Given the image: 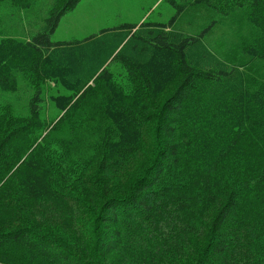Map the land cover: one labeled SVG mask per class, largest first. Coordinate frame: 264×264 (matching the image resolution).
<instances>
[{
	"label": "trees",
	"instance_id": "1",
	"mask_svg": "<svg viewBox=\"0 0 264 264\" xmlns=\"http://www.w3.org/2000/svg\"><path fill=\"white\" fill-rule=\"evenodd\" d=\"M14 1L20 8H29L34 0ZM80 1L57 0L41 29L29 37L0 36V93L8 98L5 104L0 102V110L15 121L13 125L19 120L40 126L32 132L30 143L21 146L24 152H30L16 160L8 173L18 177L17 183L28 199L48 203L56 212L68 211L67 194L51 184L53 166L35 151L38 139L48 142L54 132V122L50 125L51 121L46 120L63 119L91 84H101L105 96L99 106L115 130V136L106 138L104 145L107 156L116 158L137 145L149 122V118L139 120L128 108V92L120 85L123 71L117 70L134 71L142 77L148 96L135 91L133 105L146 114L153 111L157 99L170 85L178 83L161 107L164 118L166 115V125L161 130L167 148L162 154L172 160L182 154L201 173H210L209 180L215 187L232 183L241 193L239 201H226L221 216L213 223L216 237L212 264H231L228 251L235 242L227 227L231 210L224 212L226 204L233 202L236 207L238 202H248L253 217L264 224V81L254 85L249 77L250 64L259 69L264 65V0H167L176 7L168 21L123 22L83 39L54 41L51 36L62 17ZM183 12L190 13L186 19L194 26L190 32L179 24ZM238 20L243 29L231 33L230 28ZM215 28L226 30L221 34L227 41L221 52L205 44V34ZM238 49L239 55L234 53ZM226 57L233 62L229 64ZM183 88L191 89L184 97L180 94ZM17 98L24 102L18 110L24 112L23 117L15 108ZM94 106L83 107L81 119L75 121L86 133L80 138L84 143L96 142L102 136ZM47 107L56 112L49 113ZM65 139L68 138H61ZM75 140L78 144L79 138ZM158 153L161 154L159 149ZM21 154L16 151L15 157ZM155 161L151 168L158 164ZM148 170L135 185L138 196L132 198L144 212L153 204L151 193L164 183L165 175L163 165H157L150 179ZM110 186L107 178L101 194H87L96 213L94 223L104 236L98 251L105 257L123 244L120 207L126 197L112 195ZM58 241V236H33L27 227L7 228L0 220V264H16L14 259L26 264H73L68 248ZM79 246L85 256L87 250L91 251L84 240H79Z\"/></svg>",
	"mask_w": 264,
	"mask_h": 264
},
{
	"label": "rangeland",
	"instance_id": "2",
	"mask_svg": "<svg viewBox=\"0 0 264 264\" xmlns=\"http://www.w3.org/2000/svg\"><path fill=\"white\" fill-rule=\"evenodd\" d=\"M56 3L57 0H34L29 8H20L14 0H0V36L29 37L38 32ZM175 13L176 7L167 0H81L77 7L66 12L51 37L54 41L83 39L102 28L123 22L168 21ZM187 14L190 13L183 12L179 16V24L184 31L190 32L194 26L186 21ZM239 26L240 20L230 28L231 33L241 31L243 26ZM199 27L201 25L198 26L201 30ZM224 31L215 28L205 34V44L210 50L221 52V47H226L227 41L221 37ZM234 53L239 55L240 50ZM227 61L229 64L233 62L229 58ZM120 70L123 71L120 85L128 92V108L139 120L149 118L135 147L116 158L107 156L104 144L106 138L115 136V130L99 106L105 96L101 84H91L87 94L76 100L74 107L68 108L63 119L46 120L51 121L50 125L54 122L52 137L48 136V142L45 139L40 141V137L35 145L37 155L53 166L55 174L51 184L67 194L68 211L56 212L48 203L28 199L17 183L18 177L8 173L16 160L30 152H24V146L30 143L32 132L40 126L19 120L13 125L15 121L9 120V115L0 110V181L3 180L0 184V220L10 229L27 227L33 236L37 233L58 236V242H63L68 248L73 264H92L90 259L95 261L94 264H212V244L216 237L213 223L221 216L226 201L229 198L239 201L241 193L232 183L215 187L209 180L211 174L201 173L194 166L195 169L182 154L174 160L162 154L167 148L161 130L166 125V115L164 118L161 107L178 83L170 85L157 99L153 111L146 114L133 105L135 91L146 98L148 96L142 77L134 71H117ZM249 77L254 85L259 86L264 81L263 63L261 69L254 63L250 64ZM190 90L183 88L181 96ZM15 94L20 95L18 91ZM6 100L7 96L0 93V102L5 104ZM23 103L21 98L14 100L17 112ZM93 104L96 105L93 111L102 136L96 142L84 143L80 138L86 133L75 121L81 119L79 115L84 112L83 107H92ZM47 110L56 112L52 107H47ZM52 116L55 118L57 115ZM9 130L12 131L8 133ZM56 133L62 135L54 136ZM64 136L68 138L65 141L61 140ZM76 138H79L78 144L73 141ZM16 151L22 154L15 157ZM154 161L158 167H165L164 183L152 191L151 198L155 200L149 211L144 212L136 207L132 198L138 196L135 195V185L147 169L150 170L148 178L154 177L157 165L150 167ZM107 178L111 183V194L126 198L121 200L120 207L123 244L114 254L105 257L98 251V244L104 236L96 221L94 223L96 213L87 200V194H101ZM234 206L230 202L224 208V212L231 210L227 227L235 242L228 251L231 264H264V224L253 217L248 202L241 201ZM189 210L193 212L188 214ZM79 240L87 242L91 249L87 250L86 256L80 249ZM95 256L101 259L97 261ZM14 262L26 264L21 259H14Z\"/></svg>",
	"mask_w": 264,
	"mask_h": 264
}]
</instances>
